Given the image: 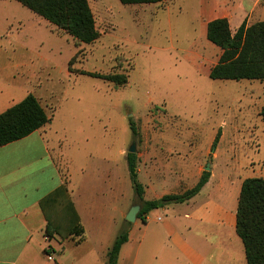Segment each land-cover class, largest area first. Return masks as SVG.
Returning a JSON list of instances; mask_svg holds the SVG:
<instances>
[{
  "label": "rangeland",
  "instance_id": "obj_1",
  "mask_svg": "<svg viewBox=\"0 0 264 264\" xmlns=\"http://www.w3.org/2000/svg\"><path fill=\"white\" fill-rule=\"evenodd\" d=\"M89 3L102 36L93 44L78 45L16 0H0V52L13 53L0 54V64L16 57L34 65L37 95L46 109H57L58 126L66 145L69 142L65 148L70 170L76 172L77 181L84 182V168L89 179L93 170L104 174L107 165L78 152L84 133L95 137L106 133L119 139L120 149L128 154L134 143L138 152L152 132L163 169L151 170L150 181L158 182L159 192L169 191L182 178L186 185L193 170L202 165L214 176L199 203L214 199L224 204L230 188L234 190L247 178H264V120L260 116L264 82L210 79L211 47L217 46L202 31L198 0L150 5H123L119 0ZM79 71L127 74L128 83L116 87ZM180 165L185 168L181 170ZM118 167L121 192L115 202L120 201L122 207L136 198V192L125 154L119 156ZM138 178L142 185L148 181L144 173ZM115 227L121 232L124 224L121 221Z\"/></svg>",
  "mask_w": 264,
  "mask_h": 264
},
{
  "label": "crops",
  "instance_id": "obj_2",
  "mask_svg": "<svg viewBox=\"0 0 264 264\" xmlns=\"http://www.w3.org/2000/svg\"><path fill=\"white\" fill-rule=\"evenodd\" d=\"M198 4V19L206 37L208 23L215 19H228L234 33L244 22L249 26L264 21V0H198ZM211 48L210 58L214 55V60L209 73L222 54L220 48ZM3 52L13 54L7 51L0 54ZM38 86L32 63L7 58L0 64V115L30 94L42 102L37 95ZM56 112L57 109L53 120L43 128L0 147V264H107L108 251L120 232L115 226L121 221L125 226L131 207L141 206L137 198L122 207L118 206L119 200L115 202L121 192L118 159L127 154L120 149L119 139L106 133L96 137L84 133L78 147L85 158L96 157L107 164L104 174L99 169L95 174L93 170L92 178L88 179L84 168V182L77 181L65 148L69 142L66 145L67 138L58 126ZM93 138L100 140L95 142ZM153 138L151 132L137 152L138 175L144 173L148 178L143 183L144 201L182 194L193 188L204 173L202 165L193 170L186 185L182 178L169 191L159 192L158 182L150 181L151 170L163 169L156 157L158 147ZM213 176L211 173L208 183L191 200L151 211L145 222L137 216L129 228L128 241L121 248L118 264H248L244 244L236 231L235 197L239 201L243 182L234 190L230 188L224 204L214 199L199 203L198 198L211 186ZM62 186L67 188L80 218L84 229L81 238L46 236L48 221L41 203ZM56 210L53 209L52 215Z\"/></svg>",
  "mask_w": 264,
  "mask_h": 264
},
{
  "label": "trees",
  "instance_id": "obj_3",
  "mask_svg": "<svg viewBox=\"0 0 264 264\" xmlns=\"http://www.w3.org/2000/svg\"><path fill=\"white\" fill-rule=\"evenodd\" d=\"M22 6L46 20L55 28L71 36L78 45H90L101 38L89 0H16ZM123 5L166 4L172 0H119ZM207 39L222 50L218 63L212 67L209 77L220 81H260L264 82V21L243 25L234 33L226 18L208 23ZM75 57L70 61L71 66ZM92 77L112 82L116 87L128 83L127 74L100 75L79 71ZM55 109L48 110L33 94L0 115V147L26 138L49 124ZM260 116L264 120V105ZM130 126L134 138L138 136L136 125ZM138 153H128L127 163L130 178L141 204L138 218L145 222V216L152 210L174 203H184L198 195L208 183L211 173L205 171L198 183L182 194L166 195L158 200L144 201V187L138 178ZM65 206V207H64ZM42 211L48 221L46 236L55 235L62 239L81 238L84 229L76 213L67 188L60 187L41 203ZM51 208V210H50ZM65 208V209H64ZM53 209L56 214L52 215ZM66 214V218H65ZM131 223L125 221L108 251L107 264H118L122 246L128 241ZM236 231L241 238L248 264H264V178L252 177L243 181L238 201Z\"/></svg>",
  "mask_w": 264,
  "mask_h": 264
},
{
  "label": "water",
  "instance_id": "obj_4",
  "mask_svg": "<svg viewBox=\"0 0 264 264\" xmlns=\"http://www.w3.org/2000/svg\"><path fill=\"white\" fill-rule=\"evenodd\" d=\"M129 153H136V144L135 143L132 146V148L130 149ZM206 171L209 172V169H206ZM140 210H141L140 205L136 204V205L132 206L130 211L128 212V214L126 216V220L130 223H135Z\"/></svg>",
  "mask_w": 264,
  "mask_h": 264
},
{
  "label": "built area",
  "instance_id": "obj_5",
  "mask_svg": "<svg viewBox=\"0 0 264 264\" xmlns=\"http://www.w3.org/2000/svg\"><path fill=\"white\" fill-rule=\"evenodd\" d=\"M48 259H49V260H52V259H53V257H51V255H49V256H48Z\"/></svg>",
  "mask_w": 264,
  "mask_h": 264
}]
</instances>
